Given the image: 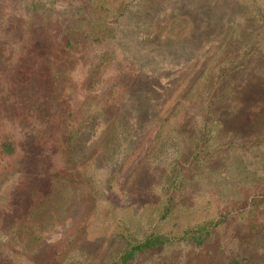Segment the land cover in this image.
<instances>
[{"label":"rangeland","instance_id":"374dc122","mask_svg":"<svg viewBox=\"0 0 264 264\" xmlns=\"http://www.w3.org/2000/svg\"><path fill=\"white\" fill-rule=\"evenodd\" d=\"M22 1L35 3L31 14ZM102 4L80 12L79 0H0L1 31L16 27L9 44L65 53L58 109L76 136L53 199L0 233V264H113L152 233L172 244L132 264H264V61L219 80L214 64L230 57L207 54L253 37L264 50V0ZM235 32L245 39L233 44ZM66 33L80 42L69 47ZM224 91L236 99L217 105L221 125L197 141L204 101ZM209 222L201 245L182 238Z\"/></svg>","mask_w":264,"mask_h":264},{"label":"trees","instance_id":"16d2710c","mask_svg":"<svg viewBox=\"0 0 264 264\" xmlns=\"http://www.w3.org/2000/svg\"><path fill=\"white\" fill-rule=\"evenodd\" d=\"M73 1V0H72ZM77 1V0H75ZM81 11L84 12V5H89L93 9L99 8V2L103 0H79ZM26 8L34 10L35 3L22 1ZM19 6V5H18ZM102 8L103 4H102ZM81 14V13H79ZM84 22V21H82ZM216 22V21H215ZM19 19L16 24L19 25ZM16 27L9 31H1L0 28V233L9 226H14L15 217H25L30 220L37 211H40L49 201L53 199L55 183L63 178V167L58 164L67 158V150L73 145L75 135L68 132L69 121L67 114L59 107H64V100L60 99L65 84L69 68L59 63L65 58L62 55L54 56L46 48L36 46L33 43L29 47L19 44H9L14 42ZM78 33H66L64 35L67 45L73 46V40L80 42ZM82 35V34H81ZM2 36V37H1ZM88 38V37H86ZM245 38L240 32H235L232 40L233 44L239 43ZM257 39L240 43V48L232 46L226 49L221 44L218 46H208V56L210 60L217 58H230L223 63H215L219 68L215 71L219 80L222 78L236 77L242 74L243 67L258 60L264 61V50L256 54ZM66 49V48H64ZM264 49V48H263ZM198 55L202 54V49L197 50ZM239 64L234 65L235 60ZM232 83V82H231ZM224 84L225 83H221ZM264 87V83L262 85ZM226 86L225 88H227ZM235 95H229L224 91L221 97L211 96L206 101L207 110L200 115L203 128L199 130L197 141H201L200 136H207L204 133L205 127H211V131L220 126L222 121L217 118L216 107L227 109ZM241 94V92H238ZM57 96L60 99L59 105L53 107ZM203 101V100H202ZM208 135L209 139L212 132ZM207 138L206 141H209ZM26 147V154L22 160L19 157V148ZM28 156L31 167L21 173V164L26 163ZM32 157H34L32 159ZM36 173V175H35ZM26 175L27 178L36 182L25 183L19 177ZM34 183V184H33ZM23 208L21 215L19 208ZM211 222L198 225V228L187 230L182 238L192 241L196 245H201L207 238ZM1 236V235H0ZM172 237L149 234L143 240H133L121 258L113 264H132L141 254L149 250H156L166 245L172 244ZM229 264H240L233 260Z\"/></svg>","mask_w":264,"mask_h":264}]
</instances>
